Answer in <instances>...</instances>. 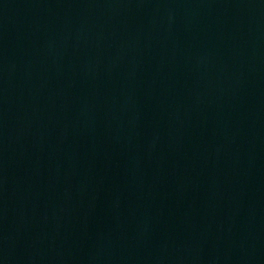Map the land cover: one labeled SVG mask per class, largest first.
Instances as JSON below:
<instances>
[{"label":"water","instance_id":"95a60500","mask_svg":"<svg viewBox=\"0 0 264 264\" xmlns=\"http://www.w3.org/2000/svg\"><path fill=\"white\" fill-rule=\"evenodd\" d=\"M0 264H264V0H0Z\"/></svg>","mask_w":264,"mask_h":264}]
</instances>
